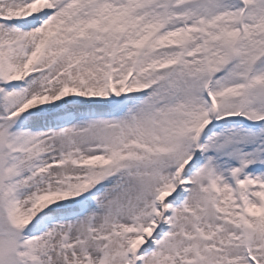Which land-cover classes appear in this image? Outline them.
Here are the masks:
<instances>
[{"label":"snow or ice","instance_id":"obj_1","mask_svg":"<svg viewBox=\"0 0 264 264\" xmlns=\"http://www.w3.org/2000/svg\"><path fill=\"white\" fill-rule=\"evenodd\" d=\"M0 264H264V0H0Z\"/></svg>","mask_w":264,"mask_h":264}]
</instances>
